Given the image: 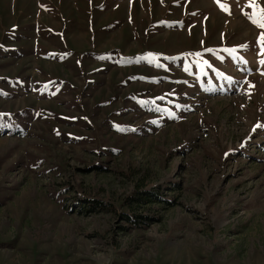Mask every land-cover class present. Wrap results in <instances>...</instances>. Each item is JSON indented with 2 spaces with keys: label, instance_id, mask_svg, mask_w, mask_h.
I'll return each mask as SVG.
<instances>
[{
  "label": "rangeland",
  "instance_id": "rangeland-1",
  "mask_svg": "<svg viewBox=\"0 0 264 264\" xmlns=\"http://www.w3.org/2000/svg\"><path fill=\"white\" fill-rule=\"evenodd\" d=\"M126 3L0 0V264H264V0Z\"/></svg>",
  "mask_w": 264,
  "mask_h": 264
},
{
  "label": "crops",
  "instance_id": "crops-1",
  "mask_svg": "<svg viewBox=\"0 0 264 264\" xmlns=\"http://www.w3.org/2000/svg\"><path fill=\"white\" fill-rule=\"evenodd\" d=\"M153 1H154V3H159V5H163V6L165 5V7L168 6L167 5L168 3H166L167 0H126V2H128V3H126L125 6H128V10H132L133 13H131V14L135 18L137 25H139L141 23L140 20H139L142 17L141 14H144V15H146L147 13L149 14V20H151V24L149 23L150 25L147 27V29L145 28L143 30V33H141L139 31V29L136 30L141 35V36H138L139 34L137 33V37L140 38V40H145L146 39V33H149V28L153 25L152 24V22H153L152 20H155L154 23H156V24H158V22H159L158 20L156 21V19H154V18H158L160 16L159 15H153L152 14V11H151V9L154 8ZM172 1H174V0H172ZM115 2H117V1H115ZM89 3H90V1H89ZM118 5H120V4L118 3ZM147 9L149 10V12H147ZM85 13H86V18H87V21L86 22L89 25V27H91L94 22H93L92 19L91 20L89 19L88 12L85 11ZM107 15H112V12L103 14L104 20H106L105 18H106ZM127 17L130 18V19H132L131 15H129V11H127ZM132 21H133V19H132ZM95 24L97 25V27L99 26L97 23H95ZM132 24H134V21H133ZM142 46L143 45H140L139 44V48L142 49ZM141 53L142 52H139V53H136L135 55L137 56V54L139 55Z\"/></svg>",
  "mask_w": 264,
  "mask_h": 264
},
{
  "label": "trees",
  "instance_id": "trees-1",
  "mask_svg": "<svg viewBox=\"0 0 264 264\" xmlns=\"http://www.w3.org/2000/svg\"><path fill=\"white\" fill-rule=\"evenodd\" d=\"M131 201V205L133 204H138V205H146V204H151V203H156V195L155 194H135L133 197L129 198L127 201V207L128 202ZM95 209H99L98 205H89L85 212H90L94 211ZM82 212V211H81ZM79 212V213H81ZM121 220L128 222L129 224H135L138 225V222H141L140 218L141 216H132L128 212H125L121 216ZM140 220V221H139ZM145 224V223H142ZM139 227V226H137Z\"/></svg>",
  "mask_w": 264,
  "mask_h": 264
},
{
  "label": "snow or ice",
  "instance_id": "snow-or-ice-1",
  "mask_svg": "<svg viewBox=\"0 0 264 264\" xmlns=\"http://www.w3.org/2000/svg\"><path fill=\"white\" fill-rule=\"evenodd\" d=\"M221 7H222L225 11L228 10L227 5H221ZM250 19H252L253 23H257L258 26H260V27H264V14H262V15L259 16V17H257L255 14H253L252 16H250ZM262 36H264V33H262ZM258 42H259V41H258ZM243 47H246V45L243 46ZM262 51H264V47H262ZM260 63L264 64V59H262V60L260 61ZM260 126L264 127V125H260Z\"/></svg>",
  "mask_w": 264,
  "mask_h": 264
},
{
  "label": "bare ground",
  "instance_id": "bare-ground-1",
  "mask_svg": "<svg viewBox=\"0 0 264 264\" xmlns=\"http://www.w3.org/2000/svg\"><path fill=\"white\" fill-rule=\"evenodd\" d=\"M220 218V217H219Z\"/></svg>",
  "mask_w": 264,
  "mask_h": 264
}]
</instances>
